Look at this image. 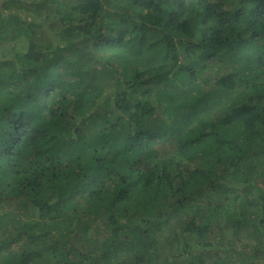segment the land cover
I'll return each mask as SVG.
<instances>
[{
	"label": "trees",
	"instance_id": "trees-1",
	"mask_svg": "<svg viewBox=\"0 0 264 264\" xmlns=\"http://www.w3.org/2000/svg\"><path fill=\"white\" fill-rule=\"evenodd\" d=\"M0 264H264V0H0Z\"/></svg>",
	"mask_w": 264,
	"mask_h": 264
},
{
	"label": "rangeland",
	"instance_id": "rangeland-1",
	"mask_svg": "<svg viewBox=\"0 0 264 264\" xmlns=\"http://www.w3.org/2000/svg\"><path fill=\"white\" fill-rule=\"evenodd\" d=\"M199 77H200V75H199ZM23 219H24V218H23ZM25 220L30 222V218H25Z\"/></svg>",
	"mask_w": 264,
	"mask_h": 264
}]
</instances>
